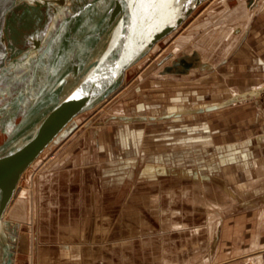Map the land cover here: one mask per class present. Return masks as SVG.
<instances>
[{
  "label": "rangeland",
  "instance_id": "374dc122",
  "mask_svg": "<svg viewBox=\"0 0 264 264\" xmlns=\"http://www.w3.org/2000/svg\"><path fill=\"white\" fill-rule=\"evenodd\" d=\"M53 1L58 8L65 9L66 15L89 2ZM35 5L34 15L23 18V27L29 21L40 20L33 44L27 42L21 49L14 40L0 37V48L9 52L6 59H0L3 68L10 65L13 57L25 59V52L35 45L37 52H41L59 27L61 14L53 6L48 7L49 19L41 23L43 8ZM253 5H248L247 0H206L199 4L159 44L157 52L165 49L160 57L156 59L155 51L134 65L127 71L123 91L102 106L72 119L51 141L33 170L21 180V185L28 189L26 178L33 175V246L28 236L26 193L19 194V201L7 213L17 225L21 223L15 264L257 263L253 256L261 252L258 245L264 243V231L254 230L256 215L236 217L232 231L226 229V216L220 210L210 222V214L217 209L211 207L209 195L217 201L223 196L220 178L224 174L222 159L218 158L220 152H211L209 143L215 140L222 144L245 136L248 131H226L241 128L243 123L238 118L231 127L224 118L234 113L240 115L246 108L239 104L212 114L203 110L192 112L199 105L206 110L208 101L223 99L232 90L264 81V71L255 68L260 56L258 49L246 48L248 43L260 41L251 36L243 41L237 36ZM1 8L0 28L9 23L5 8ZM257 17L256 14L251 25ZM253 29L254 33L255 26ZM10 32L12 36L19 35L16 27H11ZM256 37L262 38L263 34ZM194 48L203 58L197 67L188 73L161 72L162 65L170 63L171 51L177 49L176 55H181ZM35 62L32 61V67ZM18 65L15 72L21 75L13 76L20 83L5 86L0 106L34 74L24 71L28 64L26 68ZM260 97L264 104V91ZM11 113L10 109L8 114ZM119 115H137L142 120L128 121ZM209 122L220 130L215 137L208 133ZM5 138L6 131L0 128V146ZM52 152L54 157L49 159ZM162 208L168 209L165 215ZM171 209L181 214L171 216ZM239 210L240 206L232 209ZM172 219L185 225L172 228ZM228 244L237 246L231 255L239 257H229Z\"/></svg>",
  "mask_w": 264,
  "mask_h": 264
},
{
  "label": "water",
  "instance_id": "95a60500",
  "mask_svg": "<svg viewBox=\"0 0 264 264\" xmlns=\"http://www.w3.org/2000/svg\"><path fill=\"white\" fill-rule=\"evenodd\" d=\"M201 1L179 0L176 3V0H168L169 8L145 12L138 11V5L134 9L131 6L132 0H89L79 11L61 15L59 27L41 52H37L35 45L25 52V59L19 61L13 57L10 65L4 68L10 70L11 75L20 76L15 68L18 64L23 67L28 64L24 71L31 70L35 75L0 106V128H3L1 121L7 115L11 117L12 126L0 146V264H12L17 223L12 219H4L3 215L21 173L73 116L92 107L112 92L121 82L125 70L157 40L186 19ZM55 2L44 0L38 6H53L56 12L64 13L63 8H58ZM145 2L159 5L164 0ZM254 2L247 0L248 5ZM88 17H95L94 22H98V29L92 37V48L69 53L63 67H56L59 57L63 55L61 52H66L68 44L77 39V30ZM102 22L104 24L101 26ZM55 45V53L48 58V51ZM39 59L42 60V67H32V61L39 62ZM200 62V54L194 49L191 53L185 52L173 58L163 71L187 73ZM43 73L46 76L51 74L46 81L40 78ZM21 91L24 92L22 96L19 95ZM70 91L79 92L80 98L68 100ZM19 105L21 111L18 113ZM9 106L14 108L10 115Z\"/></svg>",
  "mask_w": 264,
  "mask_h": 264
},
{
  "label": "crops",
  "instance_id": "0c3cea01",
  "mask_svg": "<svg viewBox=\"0 0 264 264\" xmlns=\"http://www.w3.org/2000/svg\"><path fill=\"white\" fill-rule=\"evenodd\" d=\"M18 5H21V0H0V7L5 8L4 13L6 16V21L9 22L7 23L6 26L0 28V31L2 32L0 37H2V40L3 39L5 40L7 37L14 40L16 44L20 46L21 49H23L24 45H26L27 42L28 45L30 44L34 35L35 27L39 24L40 20L35 22L29 21V23H27L26 26L23 27V23H24L23 18H25L24 16L34 15L35 13L34 7L36 5L35 4L31 6L29 5L18 6ZM41 8H43L41 23H44V21H47L49 19L50 11L47 12L46 10L47 6L45 5H41ZM63 14H65V12L62 13L61 15ZM250 14L252 17L250 16ZM256 14L259 15V17H257L255 24L251 25L250 23L254 20ZM245 17L247 18V23L244 25V27L240 28L241 30H239L238 32L239 34H237V36H239V38L243 41H247V39L250 36L254 37V39H256L257 41H260L257 43L255 42L250 44L248 43L246 48H248V46L249 47L252 46L258 49L257 52L260 53V56H258L256 59L257 61L255 64V68L256 71L259 70L263 72L264 71V0H256L254 5L249 8V11L247 12ZM254 26H255V31L253 33L252 31L254 30L253 29ZM11 27H16V29H18V33H19L18 36L11 35L10 32ZM260 32L261 34H263V37L257 38L256 36ZM194 49H192V51ZM196 50L199 52L201 60H203L201 52L198 49ZM260 50L262 52H260ZM192 51L190 52L187 51L186 53H191ZM8 53L9 52L0 48V59L1 57H5L6 55H8ZM176 56L178 55L172 56L169 62L171 63L172 59L175 58ZM165 65L167 64L165 63ZM165 65L162 66L165 67ZM192 69L194 68H191L190 71ZM161 72L165 73L163 69L161 70ZM166 73L171 74L172 72H166ZM172 74H176V73H172ZM262 91H264V81L255 86L252 85L245 87L244 89L232 90L230 95L224 97L223 99L208 101L207 103L208 106L206 110L204 107H201L200 105L199 107H197V109L193 108L195 110H192V112L196 110L198 111L203 110L204 112L207 111L208 114H212L215 113L217 110L227 109L228 107L230 108L233 105L237 106L239 104H242L246 108L245 111H243L240 115L236 116L234 113L233 115L232 114L229 116L226 115V118H224L225 122L228 123L230 127L231 124L234 121H236L238 118L240 123H243L241 128L237 129L231 127V129L227 128L226 131H246V132L248 131L245 136L243 135L240 137L237 136L232 140L230 139L229 141H224V143L222 144L216 143L215 140L209 143V146L213 149L211 152H220L218 158L222 159L220 165L222 166L224 177L223 179L220 178V180H221V185L223 187L222 188L223 196L218 201L224 202L223 204L224 207H222V209L219 210L223 212V210L225 209L223 214L226 216L227 222L226 221L225 222L228 225V226L226 225L227 228L226 227L225 228L227 230L229 229L230 231H232V229L235 228L233 227L234 226L233 221L237 219L236 217H241L242 219V217L244 216L250 217V215H256L258 217V222L257 224H255L256 228L254 230L261 232L264 231V174L263 173L261 174V172L259 171L260 168H258V167L264 168V104L260 102V98H261L260 96L262 94ZM119 117L122 119H126L128 121L142 120L141 116H137V115L134 116L119 115ZM208 124H209L208 133L211 134V136L215 137L217 132L220 130H216L217 128L212 124V122L211 123L209 122ZM231 196L233 198V201L231 200L232 199ZM209 197L211 198L212 196L209 195ZM213 198L216 200V197ZM237 206H240L239 212L232 211V209ZM262 244L259 245L261 252L256 256H253V259H256L257 262L256 264H264V243ZM226 246H228L226 253L230 255L229 257L233 258L238 256V255L236 256L231 255L232 252L235 251V248L237 246H233L232 244L231 245L228 244ZM241 249L242 248H240V250ZM258 256H260L261 263L260 260L258 259ZM246 259H251V257L250 258L247 257Z\"/></svg>",
  "mask_w": 264,
  "mask_h": 264
},
{
  "label": "bare ground",
  "instance_id": "6f19581e",
  "mask_svg": "<svg viewBox=\"0 0 264 264\" xmlns=\"http://www.w3.org/2000/svg\"><path fill=\"white\" fill-rule=\"evenodd\" d=\"M204 1H206V0H203V1H201L200 2V4L201 3H203ZM211 1H214V0H211ZM215 2H217V1H215ZM208 3H209V0H208ZM213 3V2H212ZM199 5V4H198ZM197 5V6H198ZM196 6V7H197ZM195 7V8H196ZM194 8V9H195ZM194 9L190 12V14L194 11ZM206 9V8H205ZM97 11H99L98 9H97ZM64 12H65V9H64ZM189 14V15H190ZM88 15H89V13H88ZM188 15V16H189ZM90 16H91V13H90ZM187 16V17H188ZM93 18H95V17H93ZM93 18L91 19L90 17H88V18H86L85 19V22L83 23V25L80 27V29H78L77 30V32H76V36H78V38H79V41L80 42H78L77 44H75V45H70V44H68V46H67V51L66 52H64V51H62L61 53L63 54V55H61L60 57H59V59H58V63L55 65L56 67H63L62 66V64L64 63V61H65V59H66V57H68L69 56V53H77V52H81L82 50H86V51H88L90 48H92V46H93V41H94V39L92 38L93 36H94V31L96 30V28L98 29V22L96 23V22H94V20H93ZM246 18V17H245ZM187 19V18H186ZM186 19H184L176 28H174L173 30H171L169 33H167L166 35H164L163 37H161L159 40H157L148 50H147V52L142 56V57H140V58H138L135 62H133L126 70H125V74L123 75V78L121 79V82L119 83V85L112 91V92H110L106 97H104L103 99H101L99 102H97L95 105H93L92 107H90V108H88V109H85V110H83V111H81V112H79L78 114H76L75 116H73L72 117V119H75V118H77V117H79L82 113H85V112H88V111H90L92 108H96V107H100V106H102L103 105V103L105 102V101H107L108 99H110L111 97H113L114 95H116V94H118V93H120L121 91H123L125 88H126V84H127V81H126V74H127V71L128 70H130L131 68H133L134 67V65H136L137 63H139L140 61H143V60H145L147 57H149V55H151L153 52H157V49H158V46H159V44L160 43H162V42H164L167 38H169V36L173 33V32H175L181 25H182V23L183 22H185V20ZM245 21H247V18L246 19H243V21L241 22L242 24V27H244V25H245ZM96 23V24H95ZM102 24H104L103 22L101 23V26H102ZM240 24V23H239ZM184 25V24H183ZM66 27V26H65ZM65 27L63 28V30L65 29ZM62 32V31H61ZM245 32V31H244ZM80 34V35H79ZM93 39V40H92ZM177 44H180V43H177ZM56 45L55 46H53L49 51H48V55H47V57L48 58H50L51 56H53V54L55 53V50H56ZM178 47V45H176L175 46V48H177ZM188 48V47H187ZM186 48V49H187ZM179 49V48H178ZM165 50V49H164ZM164 50H162V51H160V52H157L156 53V59L158 58V57H160L161 56V54H162V52L164 51ZM176 51H177V49H176ZM176 51H171L170 53V56L172 57V56H174V55H176ZM190 51H192V49L191 50H189V52ZM158 54V55H157ZM164 54V53H163ZM155 55V54H154ZM17 57V56H16ZM18 59V58H17ZM41 59H39L38 61H39V63H42L41 61H40ZM67 60H69V59H67ZM34 68H36V67H34ZM59 69H61V68H59ZM60 72V71H59ZM45 73V72H44ZM43 73V75H42V77L40 76V78L42 79L43 78V80L44 81H46V78H48V76L49 75H51V74H49L48 76H46L45 74ZM58 73V72H57ZM33 75H35V74H33ZM45 75V76H44ZM55 74H53L52 75V79H53V76H54ZM44 76V77H43ZM34 81H35V78H34ZM13 92V91H12ZM6 93V92H5ZM122 95V94H121ZM20 106V105H19ZM19 106H18V109H19ZM12 110V109H14V108H12V106L10 107L9 106V110ZM5 118V119H4ZM3 119H2V121H1V126L3 127V129L6 131V132H8V131H11L12 129V126H11V117L10 116H5ZM71 119V120H72ZM70 120V121H71ZM93 120V119H92ZM70 121L68 122V123H70ZM67 123V124H68ZM66 124V125H67ZM92 125V124H91ZM65 128V127H64ZM63 128V129H64ZM88 128V127H87ZM89 128H90V126H89ZM62 129V130H63ZM61 130V131H62ZM60 131V132H61ZM60 132H58V134L60 133ZM57 134V135H58ZM56 135V136H57ZM55 136V137H56ZM54 137V138H55ZM53 138V139H54ZM52 139V140H53ZM51 140V141H52ZM51 141L47 144V146L51 143ZM47 146L42 150V152L43 151H45L46 149H47ZM41 152V153H42ZM40 153V154H41ZM40 154L37 156V157H35L34 159H33V161H31L30 163H29V165L25 168V170L21 173V175H20V178H19V180H18V182H17V184H16V187H15V190H14V193H13V195H12V197H11V199H10V201H9V203L7 204V207H6V209H5V211H4V215H3V217H4V219H11V218H8L7 217V213H8V211H9V209L11 208V206L13 205V203H15L16 202V200L17 201H19V196L20 195H22V194H24V193H26V194H24L25 196H24V198L26 197V202H27V213H28V218H27V222L29 223V225L27 226L28 227V229H29V231H28V236H30V243L32 244V246H33V243H34V238H33V232H32V229H33V226H32V224H33V199H32V191H31V182H30V180L32 181V174H31V178L30 177H27L26 178V186H28V189L26 188H24L22 185H21V180H24V178H25V175L27 174V173H29V171L30 170H33V168L35 167V165H36V163H37V161L39 160V157H40ZM50 154V153H49ZM45 156V155H44ZM49 157V159H51L52 157H54V154H53V152H52V154L50 155V156H48ZM42 159H44V158H42ZM42 162V161H41ZM254 166H255V164H254ZM258 168H260L259 169V171L261 172V174L263 173L264 174V168L263 167H258ZM256 170V169H255ZM257 171V170H256ZM33 173V172H32ZM259 174V173H258ZM255 176V175H254ZM256 178V177H255ZM260 181V180H259ZM27 183H28V185H27ZM216 183V182H215ZM257 184V183H256ZM209 187V186H208ZM187 188V187H186ZM166 189V188H165ZM228 189V188H227ZM27 191H29V192H27ZM210 191V190H209ZM228 191V190H227ZM168 193V192H167ZM20 194V195H19ZM170 194H172V193H170ZM168 195V194H167ZM195 196H196V198L197 199H199L200 197H199V194H194ZM231 195V194H230ZM23 196V195H22ZM233 196V195H232ZM232 196H231V198H232ZM169 199V198H168ZM210 199H212V201H213V204L211 205V207L213 206V209L214 208H216L217 210H213V212L210 214V222L212 221V218H215L216 217V215H217V213H218V211H219V209H222V207H224V202L223 201H217V200H214V198L213 197H211ZM228 199V198H227ZM235 199V198H234ZM232 201H233V198L231 199ZM230 200V201H231ZM217 201V202H216ZM229 201V202H230ZM169 205V204H168ZM229 205V204H228ZM210 207V206H209ZM227 207V206H226ZM230 207H231V205H230ZM192 210V209H191ZM225 210V209H224ZM224 210H223V212H224ZM229 210H230V208H229ZM161 211H162V215H165L167 212H168V209H166V208H162L161 209ZM160 211V212H161ZM209 211H211V210H209ZM209 211H207V212H209ZM207 212H205V213H207ZM210 213V212H209ZM220 213H222V212H220ZM181 214V211H178L177 209H171L170 210V215L171 216H177V215H180ZM184 215V214H183ZM221 215V214H220ZM209 216V215H208ZM207 216V217H208ZM219 216V215H218ZM165 218H167V217H164L163 218V222L165 223ZM13 220V219H12ZM214 220H216V219H214ZM222 220V219H221ZM219 221V220H218ZM169 224V223H168ZM183 225H185V223L184 222H182L181 220H177V219H172L171 220V223H170V226L173 228H182L183 227ZM214 225V224H213ZM217 226V229H218V226H219V223L218 224H216ZM20 227H21V223L19 222V225H17V232L15 233V235H16V242L14 243V247H13V249H12V251H13V257H12V264H15V258H16V252H17V247H18V241H19V238H20V234H19V231H20ZM188 227V226H187ZM216 227H215V229H216ZM212 229V228H211ZM172 230H174V229H172ZM219 230V229H218ZM217 230V231H218ZM216 231V234H215V236L217 237L218 236V232ZM207 232V231H206ZM221 234V233H220ZM211 236V235H210ZM210 236H209V238H210ZM219 239V238H218ZM254 240V239H253ZM252 240V241H253ZM255 240H256V238H255ZM254 240V241H255ZM217 243V242H216ZM215 243V244H216ZM30 244V245H31ZM253 244H258V243H253ZM263 245V244H262ZM259 246V245H258ZM204 259V258H203ZM258 259L260 260V263H261V259H260V256H258ZM29 260H30V262L32 263V258H31V256H29Z\"/></svg>",
  "mask_w": 264,
  "mask_h": 264
},
{
  "label": "snow or ice",
  "instance_id": "6c2138e0",
  "mask_svg": "<svg viewBox=\"0 0 264 264\" xmlns=\"http://www.w3.org/2000/svg\"><path fill=\"white\" fill-rule=\"evenodd\" d=\"M38 3H44V0H21V5H33V4H38ZM176 3H179V0H176ZM138 5V11L139 10H144L145 12L148 10H157L159 11L160 9H167L170 7V4L168 3V0H164L163 3H160L157 5L155 2H145V0H132L131 6L136 9ZM34 66L39 69L42 67V64L39 62H35ZM28 80L31 79V77L27 78ZM18 83H20L18 77H15L10 74V70H5L3 66H0V99H3L4 97V89L5 86L9 87H15ZM25 85L27 84V80L25 82ZM24 92L21 91L19 95H23ZM80 98V93L79 92H71L68 94L67 99L68 100H76Z\"/></svg>",
  "mask_w": 264,
  "mask_h": 264
},
{
  "label": "flooded vegetation",
  "instance_id": "af4514ba",
  "mask_svg": "<svg viewBox=\"0 0 264 264\" xmlns=\"http://www.w3.org/2000/svg\"><path fill=\"white\" fill-rule=\"evenodd\" d=\"M47 12H49V8L47 7ZM34 36H35V33H34V35H33V38H32V40H31V42H30V44H33L34 43ZM77 39V42H76V44L79 42V38H78V36L76 37ZM76 40H72L69 44H71V45H74L73 44V42H75ZM12 52L13 51H15V48H12V50H11ZM11 51H10V53H11ZM7 58V55L5 56V59Z\"/></svg>",
  "mask_w": 264,
  "mask_h": 264
}]
</instances>
